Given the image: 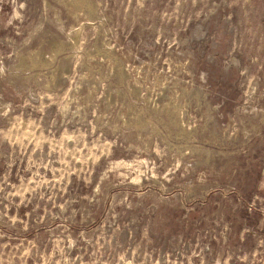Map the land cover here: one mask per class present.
<instances>
[{
  "label": "rangeland",
  "instance_id": "374dc122",
  "mask_svg": "<svg viewBox=\"0 0 264 264\" xmlns=\"http://www.w3.org/2000/svg\"><path fill=\"white\" fill-rule=\"evenodd\" d=\"M0 264H264V0H0Z\"/></svg>",
  "mask_w": 264,
  "mask_h": 264
}]
</instances>
